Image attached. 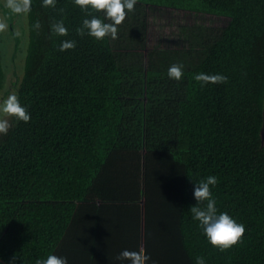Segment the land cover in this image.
<instances>
[{"label":"trees","instance_id":"16d2710c","mask_svg":"<svg viewBox=\"0 0 264 264\" xmlns=\"http://www.w3.org/2000/svg\"><path fill=\"white\" fill-rule=\"evenodd\" d=\"M176 14L224 23L179 24L190 48L147 52L149 23ZM85 15L101 12L0 0V99L15 93L30 113L0 134V264H122L124 248L148 264H264V0H137L101 40L77 33ZM65 39L75 47L61 51ZM199 72L227 80L202 85ZM210 174L218 211L245 226L223 250L190 212Z\"/></svg>","mask_w":264,"mask_h":264},{"label":"clouds","instance_id":"9594fccd","mask_svg":"<svg viewBox=\"0 0 264 264\" xmlns=\"http://www.w3.org/2000/svg\"><path fill=\"white\" fill-rule=\"evenodd\" d=\"M137 0H74L82 10L89 13L96 11L101 15H85L81 25L76 29L78 34H87L101 40L105 36L113 38L117 35V26L120 25L127 15V12L134 10ZM55 0H42L45 6L54 5ZM8 6L17 13L27 12L30 7V0H8ZM127 10V12H126ZM39 28V21L35 25ZM5 25L0 23V28ZM51 31L58 36H63L68 29L62 20L51 24ZM75 47V41L72 39L61 40L59 49L61 51ZM168 77L170 79L180 80L183 75V65L173 63L168 67ZM195 79L202 85L208 83H219L227 80V77L221 73L199 72ZM9 117L17 121L27 122L30 119V113L20 103L15 93H10L3 99H0V134L7 133L10 122ZM217 183L215 175H208L193 184L192 195L195 203L191 205L190 212L192 218L198 222L203 235L207 241L219 249H227L236 244L245 231L243 223L237 222L227 212L218 211L216 199L213 196L210 186ZM14 259V258H13ZM122 264H148L151 257L144 248L122 249L117 257ZM35 264H68L65 256H57L49 253L46 257H40L35 260ZM155 264V261L152 262ZM196 264H206L202 256L196 258Z\"/></svg>","mask_w":264,"mask_h":264},{"label":"rangeland","instance_id":"374dc122","mask_svg":"<svg viewBox=\"0 0 264 264\" xmlns=\"http://www.w3.org/2000/svg\"><path fill=\"white\" fill-rule=\"evenodd\" d=\"M183 14V13H182ZM177 15V14H176ZM174 15L175 23L173 25L166 26L164 24L157 25L158 23H149L150 29L147 31V39L145 40V47L148 51L158 49H188L190 48L189 43L182 40V37L178 31L179 24L186 25H223L224 21L210 18L209 16H201L200 18L195 17H182ZM168 23V22H166ZM17 66L13 63L10 64V77L16 79ZM264 136V130H263Z\"/></svg>","mask_w":264,"mask_h":264},{"label":"water","instance_id":"95a60500","mask_svg":"<svg viewBox=\"0 0 264 264\" xmlns=\"http://www.w3.org/2000/svg\"><path fill=\"white\" fill-rule=\"evenodd\" d=\"M263 130H264V128H263Z\"/></svg>","mask_w":264,"mask_h":264}]
</instances>
